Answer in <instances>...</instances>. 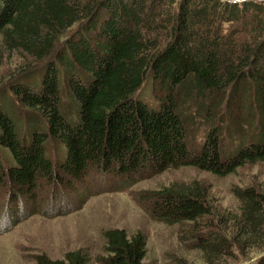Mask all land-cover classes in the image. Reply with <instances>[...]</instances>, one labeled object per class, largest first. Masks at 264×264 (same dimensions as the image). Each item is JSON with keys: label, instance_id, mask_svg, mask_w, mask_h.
Returning a JSON list of instances; mask_svg holds the SVG:
<instances>
[{"label": "trees", "instance_id": "trees-1", "mask_svg": "<svg viewBox=\"0 0 264 264\" xmlns=\"http://www.w3.org/2000/svg\"><path fill=\"white\" fill-rule=\"evenodd\" d=\"M12 53L20 64L0 78L10 215L38 205L39 181L78 195L92 170L125 185L181 166L223 176L264 162L263 3L0 0V57ZM232 194L237 210L219 212L198 181L172 184L148 213L182 227L206 264L264 254V185ZM103 238L101 264H144L141 233ZM36 264L90 262L77 250Z\"/></svg>", "mask_w": 264, "mask_h": 264}, {"label": "rangeland", "instance_id": "rangeland-1", "mask_svg": "<svg viewBox=\"0 0 264 264\" xmlns=\"http://www.w3.org/2000/svg\"><path fill=\"white\" fill-rule=\"evenodd\" d=\"M249 1L264 4V0ZM19 62L14 53L3 54L0 78L5 79ZM91 173L79 186L78 195L77 190L68 188L58 193L51 185L39 181L38 205L16 204L13 215L8 213L7 193L0 188V264H36L39 256L64 260L65 255L77 250L88 253L90 264H101L105 257L103 233L111 229L123 230L128 236L135 232L145 236L144 264H206L188 240L182 242V227L151 219L148 211L153 194L172 184L198 181L206 188L217 211H236L238 201L232 189L264 185V162L247 164L223 176L181 166L146 176L137 174L132 184L125 185H115L116 181L111 184L94 170ZM83 188L89 189L87 195L83 196ZM15 218L18 220L14 221ZM263 255L254 250L236 253L234 258L219 264H254Z\"/></svg>", "mask_w": 264, "mask_h": 264}, {"label": "built area", "instance_id": "built-area-1", "mask_svg": "<svg viewBox=\"0 0 264 264\" xmlns=\"http://www.w3.org/2000/svg\"><path fill=\"white\" fill-rule=\"evenodd\" d=\"M223 1H229V2L240 3V2L249 1V0H223Z\"/></svg>", "mask_w": 264, "mask_h": 264}]
</instances>
